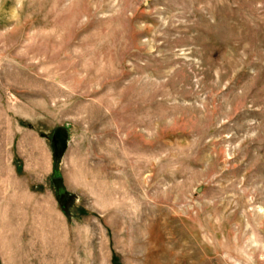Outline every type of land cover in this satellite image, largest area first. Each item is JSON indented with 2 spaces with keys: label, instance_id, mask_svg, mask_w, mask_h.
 <instances>
[{
  "label": "rangeland",
  "instance_id": "1",
  "mask_svg": "<svg viewBox=\"0 0 264 264\" xmlns=\"http://www.w3.org/2000/svg\"><path fill=\"white\" fill-rule=\"evenodd\" d=\"M0 264H264V0H0Z\"/></svg>",
  "mask_w": 264,
  "mask_h": 264
}]
</instances>
